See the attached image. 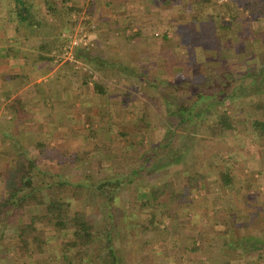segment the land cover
I'll use <instances>...</instances> for the list:
<instances>
[{
    "label": "rangeland",
    "instance_id": "rangeland-1",
    "mask_svg": "<svg viewBox=\"0 0 264 264\" xmlns=\"http://www.w3.org/2000/svg\"><path fill=\"white\" fill-rule=\"evenodd\" d=\"M230 1L235 7L236 4L233 0H160L155 2L152 0H67L66 5H73L76 9L70 15L65 12V5L63 6L61 3H59V9L56 12L58 15H53L46 11L40 0H29L27 2V5L33 4L29 8L33 20L36 22L35 29L32 33L29 32V36L43 37L45 42L53 37L57 39L54 42V48L49 53L53 56V59L48 61L53 62L58 70L64 71L65 75L72 77L71 81L66 84L69 90H72L77 84H81L80 87L83 88V91L87 89L91 91L90 88H93V82L101 83L102 80L108 82L111 89L119 88V82L112 72L108 73L107 70H99V66H97L98 59L112 62L118 60L121 64L126 61L131 49L140 51L143 40L148 42V40L154 41V39L158 38L161 41L160 46L165 47L162 51L164 60H171L169 63L166 62L164 64L165 71L169 76L168 82L165 81V85L171 84L173 86V92L171 91L167 95L169 94V98L174 100V104H179L180 106L182 103L192 104L196 100L197 95L190 86L195 85L200 91L211 92L217 83L224 81L221 78L222 75L231 76L230 78L234 77V80H236L235 84L240 85L234 91L235 97L221 100L215 99L217 108L221 110L229 109V112L236 119L238 128L236 137L240 142L238 150H236V138H230V132H227V139L230 138L229 140H222L221 142L214 140L212 142L209 139L211 136L219 139L222 135L220 131L218 135L214 136L208 130L207 123L210 122H208L209 118L212 117L211 119H213V114L206 110L207 107L203 109L206 111L201 116L202 118L198 116L195 117L194 121H182L179 116L173 115L172 112L169 113V108L171 107H168L167 104L165 105V102H159V99H156L158 112L156 114L153 113V116L147 114L156 122L154 123L156 127L153 130H147L146 133L143 132L142 135L139 134V136L140 140L145 143L143 149L146 148L147 144L150 146L158 141L163 142V147L161 154L157 155L158 159L146 166L150 173L138 178L134 184L138 188L141 184L155 187L161 182L170 180L172 174L178 173V177L175 178L178 182V188L187 189L191 198L189 197L190 201L184 204L187 208H178L172 218H166L163 221L161 224L162 229L156 231H147V229L133 230L128 235V229L125 230L122 225L117 239V250L118 253H121L122 264H164V258L169 264H171V260L175 261L174 264H179L183 258H180L179 255L185 250L186 244L190 242L187 238L190 235L186 231L206 232V228L208 229V227H205L206 220L209 218L211 207L214 206L215 213L219 214L222 212V219L220 221L217 220V224H211L210 228L211 231L218 232V236L222 237L219 232L225 233L227 239L234 241L235 232L240 234L244 229L246 234L264 236V206H262L264 202L261 203V201H264L261 200V198H264V178L255 176L254 173L250 172L264 170V154L262 153L264 137L257 136L253 132L252 127L254 118L264 119V78L259 77L260 83L252 85V77L249 75L251 72L255 74L261 70L259 68L263 67L264 46L260 40L252 42L250 39L248 42L239 43L238 36L235 33L236 26L231 31L221 28L222 13L227 14L226 12L231 6V4L229 6ZM248 12L249 10L247 14ZM223 18L229 20L227 15L223 16ZM148 20L152 24L148 25V29L152 33L150 37L152 38L142 39L140 35H132L133 32H138L136 31L137 29L143 30L141 26ZM5 22V19L2 20L3 26ZM64 23L67 25H64ZM41 24L47 25L46 28L42 27L39 29ZM10 26L14 28L15 25L12 24ZM251 27L253 29L257 27L263 28L264 15L254 19ZM10 31L12 32L13 30L10 29ZM60 31H62L61 38L58 37ZM164 33H167L168 37L163 38ZM128 35L132 36V38ZM216 38L219 41H216ZM74 41H77V43ZM185 43H188L189 47L191 46L192 54L187 50ZM172 45L175 48H172ZM203 46H205V49ZM80 48H83V51H80ZM110 50L119 52L118 57L115 58L113 56L115 59L108 58ZM51 63H49L50 66ZM106 68L108 69V67ZM86 81H90V83L85 85L84 82ZM173 108H175V105ZM137 113L135 114L137 115ZM142 114L146 115V113L139 112L137 116ZM206 117L208 118L207 121H205ZM92 123V121H84L83 126L81 125L77 128V130L80 127L83 128L80 132L83 133L82 139H80L81 137L77 140L73 138V141H71V138L66 144L65 141H63V144L53 140L49 144L51 155L68 152L72 157H77L78 161L75 164V171L84 175H94L96 173L99 168V157L103 158L105 165L114 166L113 171H117L118 165H112V162L118 164L119 161H112L111 158L116 157L115 153H120L118 151H121L124 146L121 144L125 143L126 140L123 139L124 137L118 138L117 143L119 145H114L115 147L111 142L110 150L113 152L109 153V145H103L105 139L102 140L103 136H100L104 133V128L99 131L92 126L94 125ZM92 131H95V134L91 136L90 133ZM232 134L235 133L232 132L230 135ZM125 137L128 138V136ZM11 147L17 149L16 146L7 147L6 150H3L4 158L9 157L8 159L12 160L11 163L15 166L16 171L23 166L17 162V160L23 158V155L20 151L9 153L8 150ZM1 150L2 148H0ZM25 152L26 156L38 155L37 150L32 151L34 154L32 153L31 155L27 150ZM122 152L125 151L122 150ZM214 153L218 155L217 159L210 160L209 156ZM80 158L82 159L79 160ZM39 160L38 165L41 163L52 164L49 159L39 158ZM105 165L101 171H107L109 166ZM233 165L235 166L233 167ZM241 165H245L246 168L250 169L249 176L251 175V178H254L252 180L256 181V183L260 182V184L254 186V188H247L245 191L248 192L241 193L237 200L242 204H244L243 202L247 203L246 201L256 203L259 213L252 211L249 216L247 215L249 211L241 206L244 212H248L245 214L236 210L238 215H240L238 216L240 218L237 219L240 223L238 224L232 216L230 217L229 215L227 217L226 212L228 213L229 210L222 208V201H230L228 187L232 186V183H224L222 179L224 173H221L222 171L219 172V169L223 168V171L230 170V173L233 169H236L237 172L241 170ZM42 166V168H46L45 165ZM15 171L12 173H15ZM185 175H195L200 181L199 187L194 189V187L190 188V186H187L184 180ZM205 175H212V178H210L212 183L209 181L208 176ZM214 175L217 178L216 176L213 177ZM157 176L158 179H156ZM92 178L95 179L96 176L94 175ZM4 180L3 177L0 178V206L3 205L5 196L3 190L5 187V184H3ZM206 180L209 181L208 185L204 184ZM121 194L124 201V199L134 197L136 191H133L132 187H125L124 190L122 189ZM141 195L142 193L140 192L138 195L139 199ZM231 199L234 200V196ZM201 207H204V210L199 211ZM99 209L100 207L92 202L90 203L89 214L93 218L98 219ZM190 210L191 212L196 210V214H198L194 224H189V218H185L186 215L187 217L189 216L188 211L190 212ZM200 212H203L202 215ZM148 216L146 213L143 215L144 218ZM247 218L250 221L247 222ZM230 219H235L234 223ZM252 228H255V230ZM201 236L200 234L196 237L201 239L199 244L203 245ZM247 242L239 243L240 249L238 250L240 253L238 257L230 256L232 254L231 247L226 248L228 253L226 252L224 256L227 255L229 257L227 260L231 264H241V262L242 264H264V244L263 246L252 248V240H247ZM218 243L221 244L222 242L219 240ZM224 243L228 244V241H223V245ZM13 252L14 258L19 262L18 264H51L49 261L45 262V260L37 259L41 258V255L36 254L35 257L27 256L24 248L15 249ZM166 252L171 255L175 254L176 257H167ZM183 260L185 259L183 258ZM9 262L11 260L1 264H8ZM222 262L221 260L217 264H223ZM85 264L88 263L86 262ZM189 264L202 263L190 259Z\"/></svg>",
    "mask_w": 264,
    "mask_h": 264
},
{
    "label": "trees",
    "instance_id": "trees-1",
    "mask_svg": "<svg viewBox=\"0 0 264 264\" xmlns=\"http://www.w3.org/2000/svg\"><path fill=\"white\" fill-rule=\"evenodd\" d=\"M28 1L0 0V27H3L2 20L8 18L23 26L34 27L36 22L29 8L33 4L27 5ZM40 1L46 11L53 15H58L56 12L59 3L65 5V12L68 15L76 10L73 5H66L67 0ZM233 2L236 4L235 7L230 1L229 6L230 4L231 6L227 14L222 13V17L219 15L223 19L221 28L231 31L236 26L235 33L239 43L248 42L250 39L252 42L260 40L264 46V27L256 29L251 27L254 19L264 15V0H233ZM225 15L229 20L223 18ZM46 26L41 24L39 29ZM56 40L53 37L40 46L44 53H40L43 59H53L49 53L54 48ZM215 40L219 41L217 38ZM80 49L83 51V48ZM259 69L261 70L255 74L252 72L249 74L252 77V85L260 83L259 77L264 78V65ZM230 77L222 75L224 81L217 83L211 92L200 91L195 85L190 86L197 95L192 104L182 103L181 106L174 104V100L165 93L166 104L171 107L169 113L179 116L182 121H194L195 117L203 116L215 103V99L236 96L234 91L240 85H236L234 77ZM84 83L88 85L90 81ZM93 90L99 95L105 93L101 83L97 81L93 82ZM174 105L175 108L172 109ZM205 107L207 109L203 110ZM147 117V114H142L141 118H138L139 122L145 125ZM211 118L208 120L206 117L205 121H210L207 123V128L214 136L218 135V131L236 133L238 130L236 119L229 109L217 111L213 114V119ZM252 127L257 136L264 137V119L254 118ZM90 134L94 135L95 131ZM131 134L122 132V136H128L127 139L131 141L132 149L130 148L129 151L132 154L115 153L114 158L119 159V163L111 162L112 165H118L117 171H113L114 166L105 165L102 159L98 161L99 168L94 173L95 179L92 178L93 174L84 175L75 171L77 157H72L68 152L51 155L49 145L43 141L35 145L38 155L31 157L26 156V152L21 153L23 158L17 162L23 166L18 167L16 171L11 163L12 160H9V157L4 158L3 150L6 149H2L0 178L5 179L3 182L5 196L3 205L0 206V214H2L0 215V264L8 260H11L8 264H18L13 252L18 248H24L29 257L41 255V258L37 259L49 261L51 264H85L86 262L122 264L121 253L117 250V239L122 225L125 230L128 229V235L133 230L139 229L156 231L162 229L163 221L173 217L178 208H184L185 202L190 201V192L178 190L177 181L170 179L155 187L141 184L138 188L134 184L138 178L150 173L146 166L158 159L157 155L161 154L163 142H154L150 146L147 144L143 149L145 143L143 141L135 143ZM114 138L110 135L109 139L114 142ZM110 148L108 146L109 153L113 152ZM262 153L264 154V149ZM39 158L49 159L52 164L41 163L46 166L42 168L41 164L38 165ZM104 165L109 166L107 171H101ZM13 171L15 173H12ZM222 173H224L222 176L224 183H231L233 178L229 172ZM184 180L190 188L197 189L200 185L196 176L185 175ZM125 187H132L136 194L123 201L121 193ZM140 192L142 195L139 199ZM92 202L100 207L98 219L89 214ZM145 213L149 215L147 218L143 217ZM222 261L223 264H231L228 260Z\"/></svg>",
    "mask_w": 264,
    "mask_h": 264
},
{
    "label": "crops",
    "instance_id": "crops-1",
    "mask_svg": "<svg viewBox=\"0 0 264 264\" xmlns=\"http://www.w3.org/2000/svg\"><path fill=\"white\" fill-rule=\"evenodd\" d=\"M12 24L15 25L14 28L10 26ZM148 25H152L150 20L142 24L141 28L143 30L137 29L136 31L138 32H133L132 35H140L142 39L152 38L150 37L152 33L148 29ZM10 29L13 31L11 32ZM34 29L35 27L23 26L18 22L12 21L10 18L6 20L3 27H0V148L6 149L9 146H16L17 149L11 147L8 152L16 153L20 151L23 153L27 150L31 155L32 153L34 154L32 151H35V145L39 141L46 142L49 145L53 140L63 144V141H65L66 144L71 138V141H73V138L77 140L81 137L80 139H82L83 133L80 132L83 128L80 127L78 130L77 128L81 125L83 126L84 121H92V124H94L92 126L95 129L97 128L100 131L101 128H104V133H99L101 137L103 136L102 140L105 139L103 145H111L110 135L115 137V141L112 142L113 146L119 145L117 138L124 137L123 139L126 142L121 144L124 145L122 150L129 153L127 149L131 148L132 144L127 137L122 136V132L132 133L134 142L137 143L141 141L139 134L142 135L147 130L155 129L156 124L154 125V123L156 122L152 120L150 115L153 116V113L156 114L158 112L156 99H159V102H165L164 104L166 105L164 94L173 92L171 84L165 85V81L168 82L169 76L165 71L164 64L166 62L169 63L171 60H164V53L162 51L165 47L160 46V38L154 39V41L148 40V42L143 40L142 46L139 49L140 51L131 49L130 55L126 54L127 59L121 64L118 60L112 62L110 60L100 61L98 59L97 66H99V70H107L108 73L112 72L119 82V88L111 89L108 82L102 80L101 86L105 93L99 95L92 87L90 88L91 91L88 89H84L85 91H83V88L80 87L81 84H77L72 90L67 88L66 84L68 81H71L72 77L70 78V76L65 75L64 71L55 68L53 62L51 63L48 59H43L40 56V53H43L40 46L45 44V39L43 37H30L29 32L32 33ZM130 37L132 38V36ZM166 37L168 35L164 33L163 38ZM185 44L188 48L187 50L192 54L191 46L189 47L188 43ZM171 47L175 48L173 45ZM203 47L205 49V46ZM113 51L110 50L108 52V58L113 59L114 57H118L119 52ZM48 62L51 63V66ZM216 106V103L211 105L208 112L210 111L211 114H214L217 111H223ZM137 112L150 114L146 119L145 125L139 122L141 116H137ZM134 114L135 116H133ZM218 132L220 133V131ZM230 134V138H236V150H238L240 142L237 140L236 133ZM221 135L222 137L219 139L213 136L209 137V139L212 142L214 140L221 142L222 140L230 139H227V131L221 132ZM122 150L118 152H122ZM34 156L35 154L31 155V157ZM217 156L216 153L211 154L209 159L216 160ZM101 159L103 160L101 157L98 158L99 161ZM114 160L119 161V159L115 158L112 161ZM222 169H219V172H223ZM249 170L245 165L241 167L240 171L236 172V169H233L232 174L230 170H227L231 178H233L231 181L232 186L228 187L230 201L224 200L221 205L225 210H229L227 213L223 209L227 217L229 215L230 217L232 216L238 224L240 223L237 219L240 218L238 217L240 215H238L236 210L245 214L249 211L247 215L249 213L252 214V211L259 213L256 203L246 201L247 203L243 202L244 204H242L237 200L241 193L248 192L245 191L247 188H254V186L260 184V182L256 183V181L252 180L254 178H251V175L249 176ZM250 172L254 173L255 176H262L264 178V170ZM177 175L179 174H172L170 179L177 181L175 179L178 177ZM238 175L240 176L237 177ZM208 178L211 182L210 178H212V175L208 176ZM156 179H158V176ZM209 181L206 180L204 184L208 185ZM178 190L188 191L185 188H178ZM233 196L234 200L231 199ZM261 200H264V198H261ZM167 206L170 207V205ZM241 206L248 211L244 212ZM262 206H264V203ZM170 208L176 209L173 206ZM184 208H187V206H184ZM214 208L215 206L211 207L209 218L206 220L205 227H208V229L206 228V232L203 233L196 230L186 231L190 235L186 236L190 242L184 247L185 252L183 251L179 255L180 258L183 257L185 259L183 260L182 258L179 264H189L190 259H194V261L196 260V262H201L202 264H217L221 260L229 258L227 255L224 256L227 252V247H231L232 254L230 256L238 257L240 244L250 239L252 240V248L263 246L264 236L246 234L245 229L240 234H236L235 232L234 241L227 239L225 233L219 232L222 236L220 237L218 236V232L211 231V224H217L222 219V212L217 214ZM202 209L204 210V207L199 208V211ZM202 213L200 212L201 215ZM188 215V217L187 215L185 217L189 218L188 223L194 224L196 222V215H198L196 214V210H192V212L191 210L190 212L188 211ZM235 219H230V221L234 223ZM248 221H250L249 218H247ZM200 234L202 235L200 238L203 239V245L199 244V240L201 241V239L197 238ZM219 240L222 242L221 244L218 243ZM226 240L228 244L224 243L223 245V241L225 242ZM195 241L197 242L195 243ZM165 254L170 258L176 257L175 254L171 255L167 252ZM164 260V264H167L166 258ZM174 262V260H171V264H174Z\"/></svg>",
    "mask_w": 264,
    "mask_h": 264
},
{
    "label": "built area",
    "instance_id": "built-area-1",
    "mask_svg": "<svg viewBox=\"0 0 264 264\" xmlns=\"http://www.w3.org/2000/svg\"><path fill=\"white\" fill-rule=\"evenodd\" d=\"M75 43H77V41H74Z\"/></svg>",
    "mask_w": 264,
    "mask_h": 264
}]
</instances>
